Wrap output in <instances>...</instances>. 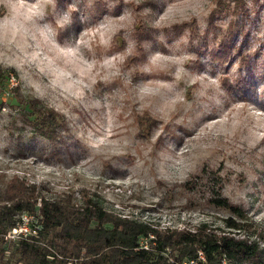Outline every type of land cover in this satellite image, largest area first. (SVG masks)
<instances>
[{
    "label": "rangeland",
    "instance_id": "rangeland-1",
    "mask_svg": "<svg viewBox=\"0 0 264 264\" xmlns=\"http://www.w3.org/2000/svg\"><path fill=\"white\" fill-rule=\"evenodd\" d=\"M229 1L0 0V200L18 176L159 228L226 230L238 217L213 188L264 238V0ZM11 87L63 117L55 144ZM11 244L0 264H26Z\"/></svg>",
    "mask_w": 264,
    "mask_h": 264
},
{
    "label": "trees",
    "instance_id": "trees-1",
    "mask_svg": "<svg viewBox=\"0 0 264 264\" xmlns=\"http://www.w3.org/2000/svg\"><path fill=\"white\" fill-rule=\"evenodd\" d=\"M229 2L235 8L245 5V0ZM228 50L227 43L221 42L215 58L225 61ZM9 73L0 68V92L8 83ZM8 91L20 108L22 123L55 144L66 130L63 117L39 100L22 96L17 87ZM151 127L148 116L139 119L140 133L149 132ZM209 199L237 215L238 219L229 216L222 220L226 230L211 229L205 222L193 230L159 228L105 210L95 193H82L79 203L72 196L49 199L36 184L13 176L0 200V245H8L4 235L19 224L21 214L27 213L37 215L43 245L9 243L26 264H182L197 260L199 253L204 261L198 264H264V238H253L255 227L246 212L219 189L214 193L212 188Z\"/></svg>",
    "mask_w": 264,
    "mask_h": 264
},
{
    "label": "built area",
    "instance_id": "built-area-1",
    "mask_svg": "<svg viewBox=\"0 0 264 264\" xmlns=\"http://www.w3.org/2000/svg\"><path fill=\"white\" fill-rule=\"evenodd\" d=\"M39 230L40 224L37 215L23 213L20 216L19 224L4 235L5 244L25 241L32 244L43 245L39 241ZM199 261H204V257L201 253H199L197 260H189L182 264H198Z\"/></svg>",
    "mask_w": 264,
    "mask_h": 264
}]
</instances>
